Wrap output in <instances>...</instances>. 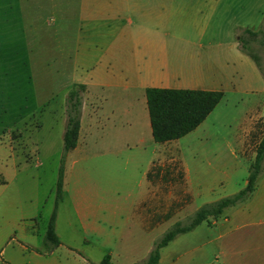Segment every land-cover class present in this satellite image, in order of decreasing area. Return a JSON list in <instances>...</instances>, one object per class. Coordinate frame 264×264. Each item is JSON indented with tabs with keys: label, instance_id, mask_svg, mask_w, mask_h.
<instances>
[{
	"label": "crops",
	"instance_id": "1",
	"mask_svg": "<svg viewBox=\"0 0 264 264\" xmlns=\"http://www.w3.org/2000/svg\"><path fill=\"white\" fill-rule=\"evenodd\" d=\"M22 1L21 11L27 0ZM65 11L55 31L59 44L70 51L72 71L65 86L67 93L74 84L84 85L85 91L55 220L61 244L47 251L43 243L38 247L14 232L0 250L1 264H98L107 254L112 261V250L121 241L152 233L151 209L153 199L161 198L159 187L168 189L163 196L175 189L181 199L204 196L205 202L242 189L247 178L238 182L235 177L247 170L245 156H256L264 135L263 76L236 34L240 28H260L264 0H69ZM152 87L221 91L223 98L207 116L212 120L159 144L152 137L146 98ZM230 96L237 101L224 111L240 117L218 113ZM90 144L95 145L92 153ZM183 144L186 151L179 150ZM171 145L176 155L168 153ZM173 155L207 156L202 170L193 161L191 177L202 184L193 179L189 189L184 160L167 184L147 177L153 166H164ZM215 156H234V162L213 163ZM210 194L217 197L210 199ZM155 203L162 207L160 200ZM225 213L211 225H219L221 238L229 243L204 264H264V170L252 195ZM73 237L82 246L72 244ZM92 246L101 250L97 257Z\"/></svg>",
	"mask_w": 264,
	"mask_h": 264
},
{
	"label": "rangeland",
	"instance_id": "2",
	"mask_svg": "<svg viewBox=\"0 0 264 264\" xmlns=\"http://www.w3.org/2000/svg\"><path fill=\"white\" fill-rule=\"evenodd\" d=\"M19 2L23 1L0 0V250L5 248V243L14 232L17 236H23L24 241L42 246L55 201L65 129V84L72 71L68 58L69 48L59 44L58 33L55 32L63 25L69 0H27L22 11L19 10ZM257 25H262V22ZM61 35L65 36L64 32ZM243 36L257 53L264 69V48L260 39ZM254 65L258 71L257 65ZM241 71L247 74L246 70ZM234 101L237 99L230 96L228 103L221 105L222 110L218 113L228 117H240L241 113L227 114L224 111V107L233 108ZM236 106L239 107L237 104ZM212 118L206 117L209 121ZM258 135H261V132H258ZM187 148L188 146L183 144L179 150L186 151ZM88 150L89 153L95 151V145L90 144ZM168 150L169 154L174 152L176 155L177 149L173 145ZM175 155L167 156L165 160H168V163L164 166L157 164L151 178L157 181L156 183H169L173 168V171L177 172L180 160H184L190 171L188 186L193 179H198L202 184V179L191 177L193 161H196L198 168L202 170L207 167V156L195 158L196 156ZM221 157L215 156L213 163L234 162V156ZM245 157L247 170L238 171L235 177L238 182L248 177L249 167L255 158ZM211 158L212 156H209V159ZM166 189L159 187L161 198H156V194V199H153L152 233H138L133 237L128 235L129 239H124L112 250L115 256L112 261L110 257L111 264H143L148 260L147 255L153 249L154 242L163 233L177 222L187 224L196 210L212 202H205L207 198L204 196L193 199L191 195L189 198L185 195L181 199L183 195L175 189L170 192L171 195L166 193L163 196ZM215 197L217 194L210 199ZM155 200H160L162 207L157 206ZM226 214L224 211L217 219L221 220ZM213 221L214 219H210L209 222H202L192 230L177 235L160 250V260L157 264L211 262L213 256L229 243L227 239L221 238L219 225H211ZM31 225L34 226L33 234L30 232ZM70 241L82 246L80 240ZM10 249L11 247H7L6 252ZM147 249L148 258L138 263V260L145 256ZM100 251L98 247L92 250L96 257Z\"/></svg>",
	"mask_w": 264,
	"mask_h": 264
},
{
	"label": "trees",
	"instance_id": "3",
	"mask_svg": "<svg viewBox=\"0 0 264 264\" xmlns=\"http://www.w3.org/2000/svg\"><path fill=\"white\" fill-rule=\"evenodd\" d=\"M236 34L240 48L253 59L264 77V69L257 53L243 36L246 35L249 39L258 37L264 48V20L259 30L240 28L237 29ZM84 91V85L74 84L66 95V124L62 136V156L56 180L55 201L43 237V244L47 251L54 250L61 244L55 231V220L57 208L63 196L66 156L70 150L76 147L78 141ZM146 98L152 137L156 143L160 144L177 140L197 128L221 102L223 93L221 91L152 87L146 90ZM256 152L254 161L249 167L246 184L242 189L234 194L204 204L195 211L187 224L175 223L154 242L149 258L143 264H156L160 257V250L173 241L177 235L192 230L202 222H209L210 219L215 221L226 209L246 201L254 192L257 180L264 170V135L256 146ZM154 168L155 166L148 172V178H151ZM98 264H111L110 256L105 255Z\"/></svg>",
	"mask_w": 264,
	"mask_h": 264
}]
</instances>
